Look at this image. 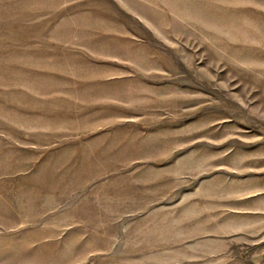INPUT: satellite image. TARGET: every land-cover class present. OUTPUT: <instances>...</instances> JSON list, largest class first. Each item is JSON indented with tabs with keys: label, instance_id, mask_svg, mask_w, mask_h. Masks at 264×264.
<instances>
[{
	"label": "rangeland",
	"instance_id": "obj_1",
	"mask_svg": "<svg viewBox=\"0 0 264 264\" xmlns=\"http://www.w3.org/2000/svg\"><path fill=\"white\" fill-rule=\"evenodd\" d=\"M0 264H264V0H0Z\"/></svg>",
	"mask_w": 264,
	"mask_h": 264
}]
</instances>
